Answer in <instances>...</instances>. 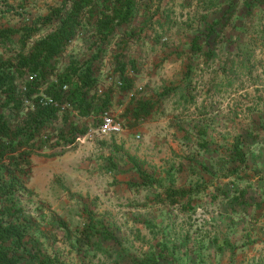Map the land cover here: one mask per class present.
I'll return each mask as SVG.
<instances>
[{"label":"rangeland","instance_id":"rangeland-1","mask_svg":"<svg viewBox=\"0 0 264 264\" xmlns=\"http://www.w3.org/2000/svg\"><path fill=\"white\" fill-rule=\"evenodd\" d=\"M64 1L0 0L8 45L52 32ZM109 3L53 59L90 74L91 114L70 111L69 150L30 158L20 264H264V0H134L120 25ZM104 111L119 134L93 132ZM89 218L114 238L83 237Z\"/></svg>","mask_w":264,"mask_h":264},{"label":"trees","instance_id":"trees-1","mask_svg":"<svg viewBox=\"0 0 264 264\" xmlns=\"http://www.w3.org/2000/svg\"><path fill=\"white\" fill-rule=\"evenodd\" d=\"M92 5L94 0L62 2L52 14L44 17L48 21L57 19L59 26L33 42L31 47L27 42L38 28L25 32L19 47L8 45L13 42L12 28L0 29V264H20L29 253L26 248H31L24 242L26 223L13 222L18 217V208L12 209L15 192L24 186L30 173L31 156L44 148H59L50 156L69 150V144L79 135L70 111L85 116L91 114L90 74L79 73L74 65H68L63 72L56 71L53 59L66 42L74 38L82 25L84 11ZM105 8V12L108 10L111 14L104 13V18L120 25L132 16L134 0H110ZM74 77H80L79 86H71ZM80 133L83 135L85 131ZM234 152L235 158L242 161L244 155L237 143ZM81 230L86 239L96 234L105 239L114 238L112 232L92 218ZM5 242L9 244L4 245ZM12 248H17L20 254L13 256Z\"/></svg>","mask_w":264,"mask_h":264},{"label":"built area","instance_id":"built-area-1","mask_svg":"<svg viewBox=\"0 0 264 264\" xmlns=\"http://www.w3.org/2000/svg\"><path fill=\"white\" fill-rule=\"evenodd\" d=\"M121 131H122L121 123L118 120H116L115 117L108 111L102 112L100 116V120L98 124H96L95 126V130H93V132L98 133L101 136L115 135V134H119ZM76 139L79 140V136Z\"/></svg>","mask_w":264,"mask_h":264}]
</instances>
